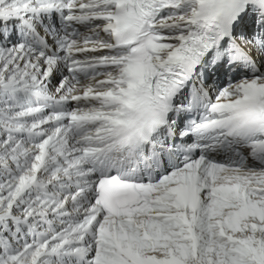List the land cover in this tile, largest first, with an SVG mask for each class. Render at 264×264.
Masks as SVG:
<instances>
[{
  "label": "snow or ice",
  "instance_id": "snow-or-ice-1",
  "mask_svg": "<svg viewBox=\"0 0 264 264\" xmlns=\"http://www.w3.org/2000/svg\"><path fill=\"white\" fill-rule=\"evenodd\" d=\"M0 264H264V0H0Z\"/></svg>",
  "mask_w": 264,
  "mask_h": 264
}]
</instances>
